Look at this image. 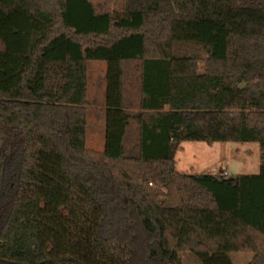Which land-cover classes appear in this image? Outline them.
Instances as JSON below:
<instances>
[{"label":"trees","instance_id":"obj_1","mask_svg":"<svg viewBox=\"0 0 264 264\" xmlns=\"http://www.w3.org/2000/svg\"><path fill=\"white\" fill-rule=\"evenodd\" d=\"M87 61L106 63L101 152ZM184 142L257 143L259 173L175 174ZM182 253L264 264V0H0V264Z\"/></svg>","mask_w":264,"mask_h":264},{"label":"rangeland","instance_id":"obj_2","mask_svg":"<svg viewBox=\"0 0 264 264\" xmlns=\"http://www.w3.org/2000/svg\"><path fill=\"white\" fill-rule=\"evenodd\" d=\"M189 52V50H186ZM201 57L204 58L203 54ZM86 67V135L85 147L101 152L104 146V102L106 63L87 61ZM203 68L200 67V70ZM126 98L129 110L137 111L136 91L126 86ZM129 132L132 139L133 128ZM261 150L257 143H207L184 142L176 147L173 171L178 175H255L259 173ZM182 264H201L190 253L179 255ZM228 258L233 264H249L253 258L251 253H229Z\"/></svg>","mask_w":264,"mask_h":264}]
</instances>
